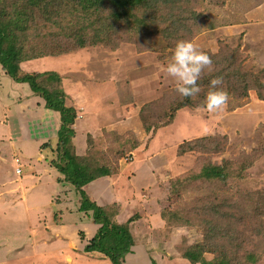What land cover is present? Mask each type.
Listing matches in <instances>:
<instances>
[{
  "label": "rangeland",
  "instance_id": "374dc122",
  "mask_svg": "<svg viewBox=\"0 0 264 264\" xmlns=\"http://www.w3.org/2000/svg\"><path fill=\"white\" fill-rule=\"evenodd\" d=\"M195 1V12L202 16L201 30L193 38L189 37L188 41L210 57L216 53L221 56L227 45H231L232 49H238L240 60L245 59V66L254 65L256 69L264 67V0ZM109 45L89 46L58 57H47L36 63L34 68L57 72L63 77L67 95L65 104L72 106L77 113L73 129L80 151L86 147V128L97 125L98 131L92 135H104L105 132L127 135L129 142L137 141L139 144L137 150L127 153L120 161L118 174L109 181L114 183L117 193L115 198L127 202L125 212L121 213L118 220L127 222L135 215L144 217L136 224L138 245L134 248V256L128 258L126 263L190 264L180 254L202 240L204 228L199 225L174 228L169 237L165 236L160 212L151 205L162 207L191 202L198 207V197L201 195L211 197L210 200L218 196L220 201L229 194V198L238 204L237 215L250 218L252 202H249L248 197L251 193L264 192V101L259 100L253 91L249 97L242 99L229 94L228 105L219 114L185 107L173 114V118L169 115L166 117L161 106L169 102L165 101V97L175 90L174 80L163 71L170 51L158 54L137 51L133 44L128 43H122L117 49ZM0 85L4 90V99L8 100L7 105L12 106V101H15L12 100L13 86L16 83L1 68ZM20 90V95L26 94L23 89ZM27 90L31 92L28 87ZM16 108L20 113V123L14 120L15 116L8 117L11 122L15 121L14 132L19 137L30 134V139L19 141L16 147V139L11 141V147H15L12 153L9 148L0 147V160L5 158L3 167L7 168L9 178H12L16 169L11 165V158L17 168L15 160L21 156L22 182L17 181L19 185L27 182L31 186L38 173L42 181L36 188L22 189L26 203L24 200V204L17 205L7 214L1 212L3 208H0V264H111L109 259L98 260L83 253L87 242L81 243L78 235L83 234L85 239H90L98 231L99 225L93 222V213L88 208L80 212L74 210L72 214L67 212L69 208L71 210L79 206L81 199L74 191L65 193L70 189L68 184L54 182L55 177L63 179L62 174L56 170V174L46 175L31 169L34 166L31 163L37 162L40 149L45 148L42 154L49 155L50 145L53 144L56 149V135L48 139V115L36 118L34 113H30L34 111L31 102ZM154 119H158L157 123L151 132H146L142 121L150 123ZM208 135L218 138L219 144L225 143L224 150L215 154L201 151L183 155L178 153L181 144ZM105 144H108L105 148L108 151L112 143L109 141ZM6 153L7 156H3ZM226 160L235 162L236 167L248 162L242 180L216 189L215 184L193 182L186 187L185 192L171 195L167 200L170 185L176 179L198 172L207 162L221 164ZM45 163H38L37 168L42 170ZM15 175L14 178L18 180ZM5 176L7 178V173L0 170V182ZM95 188H85L92 201L99 196L97 191L101 194L109 190L107 186L104 188L103 180H99ZM239 192H246V199L240 197ZM60 195L70 198L72 202L65 205ZM58 198L61 202L57 201ZM100 201L97 200V205L109 202ZM254 204H258V201H254ZM26 207L29 208L27 211ZM255 219L253 217L247 221V224L250 221V225L238 224L236 228H252ZM261 242L264 244V239ZM263 244L258 250H264ZM249 249L255 250L257 247L243 244L236 255L238 259L243 260L241 253ZM205 258L211 261L214 256L207 253ZM257 264H264V260Z\"/></svg>",
  "mask_w": 264,
  "mask_h": 264
},
{
  "label": "trees",
  "instance_id": "16d2710c",
  "mask_svg": "<svg viewBox=\"0 0 264 264\" xmlns=\"http://www.w3.org/2000/svg\"><path fill=\"white\" fill-rule=\"evenodd\" d=\"M195 2L197 1L0 0V68L16 84L28 87L34 97L43 100L46 109L59 115L61 127L56 135V149L53 144L50 145L51 154L46 155L45 160L64 177L58 178L59 183L70 186L71 189L65 193L74 191L80 196L79 206L71 210L69 208L67 212L72 214L74 210L80 212L88 208L93 213V222L99 225L98 231L90 239H85L83 234L78 236L81 243L87 242L83 253L98 260L109 259L111 264H126L127 257L133 254L138 245L136 224L144 217L135 215L127 222H120L118 217L124 212L122 204L99 206L87 196L84 187L98 179L117 175L120 161L127 153L137 150L139 144L137 141L129 142L127 135L105 132L104 135H89L85 149L80 151L73 129L77 113L72 106L65 104L67 95L63 77L53 71L26 72L22 70V65L105 43H109L114 49L122 43H128L133 44L140 52L165 54L175 46L176 41L189 40V37L193 38L200 32L202 16L195 12ZM227 47L221 56L216 53L210 57L211 68L205 69L197 82L201 88L198 95L185 98L175 90L167 94L165 101L169 102L161 106L166 117L169 115L173 118V114L185 107L197 110L198 106L203 105L210 81L214 78H221L222 84L219 87L235 98H247L253 91L259 100L264 101V67L256 69L254 65L245 66V59L240 60L238 49H232L231 45ZM241 56L243 57L242 54ZM221 58L223 60L220 63ZM218 66L220 68L216 70ZM157 121L158 119L150 123L142 121L146 132H151ZM109 141L112 144L107 151L105 148L108 144L104 145V142ZM217 141L218 138L211 135L197 138L181 144L178 153L183 155L186 152L201 151L215 154L226 146ZM52 148L55 150L52 151ZM244 163L236 167V163L231 160L221 164L207 162L198 172L182 175L172 182L167 200L171 195L185 192L186 187L193 182L215 184L216 189L240 181L248 167V162ZM245 193L239 192L240 197L246 199ZM60 196L62 201L72 202L70 198ZM227 196L218 201V196L210 200L211 197L201 195L198 197V207L191 202L162 207L151 205L160 212L165 236L169 237L174 228L196 225L204 228L202 240L180 254L190 264H257L264 260V250H258L263 244L261 239H264V192L251 193L248 197L249 202H252L250 218H256L251 224L252 228H247L251 232L244 229L248 233L236 226L246 225L250 218L237 215V202L229 198V194ZM57 201L61 202L59 198ZM254 201H258V204H254ZM247 225H250V221ZM243 244H253L257 249L245 250L241 253L243 260H240L236 255ZM207 253H212L214 259L208 261L205 258Z\"/></svg>",
  "mask_w": 264,
  "mask_h": 264
},
{
  "label": "crops",
  "instance_id": "0c3cea01",
  "mask_svg": "<svg viewBox=\"0 0 264 264\" xmlns=\"http://www.w3.org/2000/svg\"><path fill=\"white\" fill-rule=\"evenodd\" d=\"M44 59L45 58L33 61L31 64H24V65H22V70H24L26 72H35V73L45 72L46 70L40 71V70L34 68L36 66V63H38L39 61L44 60ZM20 89H23L24 93H26V94L20 95L19 94V92L21 91ZM3 93H4V90L1 88V85H0V147L4 146L5 148H9V150L11 152V151L14 150V148L16 147V145H17V143L19 141L30 139V136H29L30 134H24V136L20 135V137H19V135L14 132V130L16 129V127H15L16 124L13 125V123H15V121L11 122L9 120V118H8L10 116H13V117L15 116L14 120L17 119V122L20 123L21 117H20V115H19L20 113L18 112L16 107L18 105L20 106L22 104H27L29 102L32 103V106L34 108V111H32L30 113H34L36 118L39 119V118H41L43 116L48 115V139H50L49 137H51L52 135H54V136L57 135L58 131L60 130L59 128L61 127V121H60V123H58V121L60 120V117L55 112H52V111H49V110L46 111L47 109L44 106L45 104H44L43 100H41V99H39L37 97H34L32 95V92H29L25 86L16 84L15 86H13V95H14V97H12V100L15 99V101H12V106H9V105H7L8 104V102H7L8 100L6 101L4 99V97H3ZM8 96L10 97L11 94H9ZM23 96H24V98H23ZM14 109H15V111H14ZM7 114H9V116H6ZM40 115H41V117H40ZM5 123H7V124H5ZM28 126H29V124L27 125V129H28ZM98 127H99V125H97L95 127L94 126H92V127L89 126L88 128H86V131L84 132V135H85L84 137L88 138L89 135L95 134L96 131H98L97 130ZM14 139H16V140H14ZM13 140L16 143L14 148L11 147V141H13ZM10 155H12V154H10ZM46 155H48V154H44V153L42 154V149H40L39 155H37V157H36V161L37 162L36 163L35 162L31 163V164L34 165V166L31 167V169L32 170H34V169L37 170L36 173L37 172H42L43 174H46V175L47 174H51V173L56 174V170L57 169H55L48 162V160H45ZM3 156L6 157L7 153H6V155H3ZM20 158H21V156H20ZM20 158L19 159L17 158V159L19 160L20 167H21L22 158L21 159ZM4 160H5V158H4ZM4 160L3 161L0 160V170H3L5 173H7V178L5 176L4 180L2 182H0V208L1 209L3 208V211H1V212H3L4 214H7V213L11 212V210L13 208H16L17 205H20L22 203L24 204V200H25V203H26L25 194L22 192V189L25 188V187H26L25 188L26 190L29 187L36 188L41 183L42 179L39 178L40 176H38V175L40 173H38V174L35 175L36 177L34 179V184L29 186V184L26 182L28 185L26 183L25 184H21V185L24 186V187H22L21 185H19L20 183L17 182V181L21 180L20 176H22V173L18 174L16 172L15 169H17V168H15V166H14L13 157L11 158V165L13 166V168L15 170V173L18 176V180H16L14 178V177H16L15 173L13 174L14 177L9 178V171L7 170V168L3 167ZM42 161H46V163L43 165L42 170H39V167L37 168V165H39L38 163H41ZM15 163H17L16 160H15ZM16 166H18V165L16 164ZM33 172H32V174H33ZM113 177H115V176H113ZM110 178L111 177H105V178L98 179V180L90 183L86 187H84V189L85 188H87V189L89 188L90 190H93V189L95 190L96 189L95 186L98 185L99 180H103L104 181V188L107 186L110 191L108 190L107 192H103L101 194H100V191H97L99 196L97 195V197H95L96 199L92 197L94 199L93 201H96V202H97V200L99 202H101L100 200L109 201L107 203H103V204H99V205H107V204H112L114 202L115 203H120V204H122L124 206V209H125V206H126L127 202H125V201L121 202L120 199H118V198L116 199L115 198L117 196V193L114 191L115 190L114 183H109ZM23 180L25 182L24 177H23ZM46 180L48 182V180H49L48 177H47ZM54 180H55L54 182H57L58 181V177H55ZM21 182H22V180H21ZM112 184H113V186H112ZM54 199H55V197H54ZM66 204H67V202L65 203V205ZM97 204H98V202H97ZM4 209H5V211H4ZM25 209H26L25 211H27L29 208L26 207ZM124 212H123V214H124ZM46 221H48V218L46 219ZM123 222H125V221H123ZM133 256H134V254H130L127 257V260H128V258L130 259Z\"/></svg>",
  "mask_w": 264,
  "mask_h": 264
},
{
  "label": "clouds",
  "instance_id": "9594fccd",
  "mask_svg": "<svg viewBox=\"0 0 264 264\" xmlns=\"http://www.w3.org/2000/svg\"><path fill=\"white\" fill-rule=\"evenodd\" d=\"M169 51L170 56L163 71L174 80L175 91L185 98L198 95L201 88L197 82L204 70L210 69L212 66L210 56L188 40L176 41L175 46ZM221 84V78H214L210 81L209 91L203 105L198 106V111L219 114L226 109L229 94L219 87ZM204 128L207 131L206 123Z\"/></svg>",
  "mask_w": 264,
  "mask_h": 264
},
{
  "label": "built area",
  "instance_id": "2783aa9c",
  "mask_svg": "<svg viewBox=\"0 0 264 264\" xmlns=\"http://www.w3.org/2000/svg\"><path fill=\"white\" fill-rule=\"evenodd\" d=\"M16 162H17V164H18L17 169H16V172H17L18 174H20V173H21V167H20L19 160L16 159Z\"/></svg>",
  "mask_w": 264,
  "mask_h": 264
}]
</instances>
